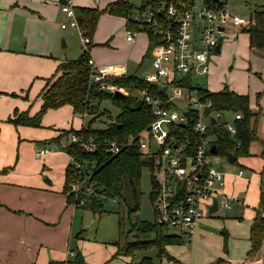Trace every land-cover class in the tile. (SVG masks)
<instances>
[{"label": "crops", "instance_id": "obj_1", "mask_svg": "<svg viewBox=\"0 0 264 264\" xmlns=\"http://www.w3.org/2000/svg\"><path fill=\"white\" fill-rule=\"evenodd\" d=\"M111 1L113 0L99 3L98 0H72V5L73 8L88 6L101 9ZM147 11L148 8L141 13ZM249 17H247L248 22ZM114 20H117L119 25H123L121 26L123 36L120 39L123 48L120 50L113 46L118 40L114 38L111 28ZM61 23L65 24L64 27H61ZM247 24L231 26L237 28V32L245 37L246 44L251 46L249 34L243 30ZM127 28L124 17L107 12L100 13L91 45H85L86 52L98 65L118 66L114 72L115 76L124 74L139 77L136 71L140 69L145 58H148V65L151 67L154 44L149 48L148 35L140 28L133 29L137 30L133 40H126ZM226 29L220 37L219 51L214 50L211 56L212 60L205 76L206 83L214 68L213 63L218 58L224 59L218 56L222 48L227 45L221 43ZM83 36L78 26L71 25L70 19L60 11L58 0H0V264H128L137 261L142 255L150 256L147 253H137L138 251L130 255L116 253L117 246H121L125 240L122 241L119 235L114 238L112 231L107 235L99 233V226L92 227L90 221L84 219L88 210L79 209L89 206V199L85 204L78 205L75 199H69L67 193L63 191L65 168L71 162L70 155L63 148L68 143V134L71 132L64 134V131L85 127L92 118V127L105 128L109 123H105L104 119L110 117L113 120V116L108 113L103 118L98 117L97 114L93 115L98 105L97 102H93L96 105L92 103V106L96 107L86 109L89 111L85 115L88 116L87 118L78 116L79 111H74L71 105L62 104L57 108L49 109L43 115L44 117L49 113L56 114L55 119L46 121L41 116L37 126L13 124L7 120L8 117L13 116L15 110H26L29 115H33L39 109L40 91L58 75L59 71L57 72L56 68L59 63L68 60L67 58L75 59L80 54V50L74 49L77 40L84 50L81 39ZM241 46L242 42L236 43L238 49L243 48ZM229 68L231 67L228 66ZM204 86L209 91L220 90L211 89L210 85ZM228 89L247 97L243 91L231 87ZM247 105L251 113L255 114L248 100ZM238 109H235L234 113L240 112ZM98 119L102 126L95 125ZM213 132L211 136L214 138L216 149L212 153L222 154L227 160L225 152H231L235 158L227 162L237 164L228 174L220 169L224 172V192L232 199H240L230 208L224 209L234 211L233 217L237 218L238 224L249 221L250 230L260 202L259 180L264 155L260 152L258 159L251 160L258 161L256 163L259 167L255 171L250 165L237 161V155L233 151L235 145H231L223 153L218 152L217 144L222 136L232 137L233 134L228 133L220 123ZM49 147L53 149L50 150ZM40 148H47L48 152L35 155L34 152ZM240 157L249 159L252 156L247 153ZM51 167H57V173H54ZM145 167L150 170L149 166ZM238 168L242 169L240 174H237ZM254 172L257 173V178L251 180ZM100 206L101 202L99 208ZM218 210L219 208L209 210L211 214L206 218L212 220L213 217H220L216 215ZM208 227L207 223L201 222L189 241L166 244L165 249L171 258L162 256L158 259L164 264H187L185 253L178 250L179 245L184 244L191 250L194 245L201 243V238H207L204 230ZM249 230H245L246 235L248 233L246 244L242 243L245 241L242 237L239 245L243 246L236 248L237 244L226 253L236 264L263 262L264 254L260 248L262 241L256 251L249 252ZM216 255L217 253L213 252L201 254L200 264L210 258L212 259L209 264L218 263L220 259ZM197 256L196 254L195 257Z\"/></svg>", "mask_w": 264, "mask_h": 264}, {"label": "built area", "instance_id": "obj_2", "mask_svg": "<svg viewBox=\"0 0 264 264\" xmlns=\"http://www.w3.org/2000/svg\"><path fill=\"white\" fill-rule=\"evenodd\" d=\"M228 0H188L187 3H159L157 14L148 9L135 13L131 20L139 29H149L160 41L152 46L151 71L143 79L166 92L165 97L150 94L145 88L135 89L140 98L150 106L151 119L147 126L136 134L127 136L122 146L135 145L138 151L147 156L150 163L149 199L154 222L165 228H174L177 235H185L186 241L199 224V220L211 214L210 206L216 202V209L230 208L235 201L223 190L224 172L216 168L212 161L210 146L214 141L211 118L215 127L221 117L220 109L211 108L209 97H201L182 83L186 73L206 74L209 70L211 52L220 42L225 26L246 25L248 19L231 13L227 9ZM60 11L77 25L72 0H58ZM61 23V27H64ZM137 30L127 28L126 40L131 41ZM86 51L87 38L81 37ZM89 79L97 83L99 89L127 94L123 85L107 80L115 76L116 65H98L88 57ZM193 80V79H192ZM178 81V82H177ZM181 90H185L182 93ZM183 101L184 108L177 110L175 101ZM88 110L77 113L85 116ZM241 117L235 112L230 121L220 123L228 133L234 134L235 120ZM105 123L111 118L106 117ZM212 135V136H211ZM68 143H74L85 151H93L95 141L74 132L68 134ZM102 144L112 153L120 150L121 145L114 139L104 138ZM239 142H235L238 146ZM48 152L47 148L36 150L35 155ZM74 166L79 168V163ZM242 172L237 169V174ZM260 202L257 215L264 218V161L261 169ZM67 194L74 196L78 205L85 204L90 189L81 179L68 184Z\"/></svg>", "mask_w": 264, "mask_h": 264}, {"label": "trees", "instance_id": "obj_3", "mask_svg": "<svg viewBox=\"0 0 264 264\" xmlns=\"http://www.w3.org/2000/svg\"><path fill=\"white\" fill-rule=\"evenodd\" d=\"M187 3L188 0H142L136 6L129 0H113L99 9L97 7L74 6L77 26L82 35L87 38L86 46L91 45V37L95 30L97 19L100 13L107 12L125 18L126 26L136 29L137 23L131 20L135 12H143L146 8L150 9L154 15L157 14L159 3ZM149 38V48L151 45L160 41V37L152 35L149 29H144ZM249 34V44L251 46L264 47V9H254L249 17L247 27L243 28ZM89 55L83 50L80 55L71 60H66L58 64L56 70L59 71L50 82L40 91L38 97L41 101L39 109L29 115L26 110L14 111L13 116L7 120L13 124H25L31 126L39 125L41 114L47 108L58 107L62 104H69L74 111L84 109H94L93 102L99 103L104 98L110 100L119 107V112L105 128H94L91 126L93 118L90 119L85 127L78 130L64 131V134L74 132L82 137H91L96 147L93 151H85L74 143H67L64 149L70 155L69 162L64 172L63 191L66 192L68 184L78 178H84V185L90 189V196L97 198L100 195L110 196L117 200L126 201L124 189L128 191V196L132 199V204H127V212L136 211L138 208L137 193L141 170L150 163L147 156L141 154L135 145L122 146L130 134H136L143 130L151 119L150 106L142 99H137L133 105L130 103L131 95L129 92L124 97L116 98L112 92L99 89L97 83L89 79ZM109 82L123 85L127 90H131L134 84L136 89L145 88L150 94L165 97L166 92L156 85L147 83L143 78L134 75H119L107 77ZM178 82V81H177ZM182 83L189 90H194L201 97H209L211 108L225 110L232 104V98L236 97L240 101L239 111L241 117L235 120V133L232 137L223 135L217 144L218 152L223 153L231 145L238 141L235 146L236 155L248 153V147L255 138L254 127L251 122L254 114L248 108L247 97L238 95L233 91L223 88L218 91H209L202 85L193 83L190 73H186L182 78ZM104 113V112H100ZM104 138L114 139L121 148L118 152L112 153L103 144ZM264 155V149L261 151ZM79 163V168L74 166ZM69 199L74 200L72 194H67ZM127 203V202H126ZM118 224H121V217H118ZM136 230L140 234H152L150 239L127 240L121 246H117L116 253L126 255L133 254L135 251H144L154 246L158 258L165 256L171 258L165 249L166 244H173L183 241L179 235L167 232L162 225L152 221L138 220L134 222L129 231ZM264 230V218L258 215L254 218L250 230L249 252L253 253L259 248L262 232ZM128 264H157L148 255H142L137 261Z\"/></svg>", "mask_w": 264, "mask_h": 264}, {"label": "rangeland", "instance_id": "obj_4", "mask_svg": "<svg viewBox=\"0 0 264 264\" xmlns=\"http://www.w3.org/2000/svg\"><path fill=\"white\" fill-rule=\"evenodd\" d=\"M93 1V0H89ZM104 0H98L101 3ZM134 5L138 6L142 0H129ZM227 9L229 12L237 14L238 16L247 19L249 15L253 12L254 9H264V0H228L227 1ZM232 24H227L225 26L226 32L222 38V45H226L222 48L221 53L218 57H223V60L218 58L215 61L214 68L212 70L211 76L209 77V81L206 83V74L203 75H194L193 83L196 85H210L211 89H223L231 87L234 90L243 91L247 95L248 104L255 110V114L253 118H251L252 125L254 127L255 138L251 141L248 147V153L251 154L252 157L242 158L240 155L237 156V161L246 163L250 165L255 171L258 169L259 164L257 160L251 161L252 159H258L260 152L264 149V48H259L256 46H248L246 44V40L244 36H241L237 32V28H233ZM117 20H114L111 23V28L113 29L114 38L118 39L115 42L114 47L117 49H122L123 46L120 44L121 38L123 36V32ZM93 36V34H92ZM93 37H91L92 40ZM243 48L238 49L236 47V43H241ZM75 51L80 50L83 51L80 42L77 40V44L74 47ZM80 52V53H81ZM121 52V51H120ZM212 54H210V60H212ZM80 55V54H79ZM77 55V57L79 56ZM75 57V58H77ZM68 60H71L67 58ZM74 59V58H72ZM148 58H145L140 69L137 72L139 77H144L146 73L151 71V67L148 65ZM228 66L231 68L228 69ZM205 87V86H204ZM33 88V86H32ZM32 92H34L32 90ZM131 99L130 103L135 104L136 100L139 99V94L135 90H129ZM182 93H185V90H181ZM175 106L177 110H181L184 108L183 101L176 100ZM57 108V107H54ZM54 108H47L41 114L43 115L49 110ZM104 112V113H100ZM119 112V107L113 103L110 98L102 99L97 107L94 109L93 115L98 117L105 116L107 113L111 116H115ZM234 114L233 109H226L221 112V117L218 118L220 123L225 121H230ZM107 116V115H106ZM57 117L56 114L49 113L44 116V120L50 121ZM88 117V116H87ZM85 116V118H87ZM97 126H102L100 123V119L95 123ZM48 148V147H47ZM50 150L53 147H49ZM212 161L214 166L219 169L225 170L224 172H230L237 164L235 162L229 163L226 160V157L222 154L213 153ZM252 162V163H251ZM52 168V167H51ZM54 173H57L58 168H52ZM226 174V175H227ZM248 175V174H247ZM250 178V177H249ZM257 178V173L254 172L251 175V180ZM81 182H84V178L81 179ZM126 201L117 200L110 196L100 195L97 198L101 202L100 208L91 209L89 206L79 207L80 210H88L87 214L84 216L86 221H90L92 227L99 226V233L103 235H107L112 231V236L114 238L119 237L122 241L133 240V239H150L153 237V233L151 234H140L136 230L129 231L131 225L138 220H147L153 221V211L151 207V203L149 200L150 193V170L146 167H143L141 170V176L139 181V188L137 193V202L138 208L136 211L127 212V204H132V199L128 196V191L124 189ZM245 197V196H244ZM127 202V203H126ZM234 211L225 210L223 207H220L216 212V218H212V220L207 219L206 217L201 218L199 223H207L209 225L208 229L204 230L207 238H201V243L196 244L192 247V249L186 248L184 244H180L178 250L181 253H185V259L187 264H200V255L208 254V253H217L216 257L220 259L216 264H233L230 258L226 255L228 250H232V247L236 246L238 248L242 244L240 239L243 237L244 245L246 244V235L245 230H249L250 222H242L238 224L236 222L237 218L233 217L235 215ZM118 216L121 217V224L118 226ZM167 232L176 233L174 228H167ZM81 235L84 236V233L81 232ZM183 238V242L186 241V236L181 235ZM124 241V242H125ZM262 246L260 247L264 254V230L262 232ZM124 242L122 244H124ZM243 246V245H242ZM237 250V249H236ZM137 253H147L149 254L153 261L157 264H164L161 262L156 256V248L151 246L144 251H138ZM191 253L192 257H191ZM198 255L197 257L196 254ZM218 253H222L223 255H219ZM212 258L205 261L203 264H209ZM236 264V263H235ZM262 264H264V259Z\"/></svg>", "mask_w": 264, "mask_h": 264}, {"label": "water", "instance_id": "obj_5", "mask_svg": "<svg viewBox=\"0 0 264 264\" xmlns=\"http://www.w3.org/2000/svg\"><path fill=\"white\" fill-rule=\"evenodd\" d=\"M219 46H220V42H218V43L216 44V46H215V51H219ZM112 95H113L114 97H116V98L124 97V96H125V94H123L122 92L117 91V90H114V91L112 92ZM93 104L96 105V103H93ZM239 104H240V103H239V100H238L236 97H233V98H232L231 109H233V110L238 109ZM211 123H213V125H212V130L215 131V130H216V127H215V125H214V123H215V119L211 118ZM217 137L220 138V136H219L218 134H217ZM215 149H216V148H215V145L212 144V145L210 146V150H211V152H215ZM225 154H226V156H227V160H228L229 162L233 161V159L235 158V155L232 154L231 152L226 151ZM88 205H89L90 208H93V209H97V208H99V202L96 200V198H95L94 196H90V197H89ZM215 209H216V202L213 201V203H212L211 206H210V210H215Z\"/></svg>", "mask_w": 264, "mask_h": 264}]
</instances>
